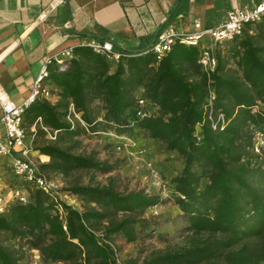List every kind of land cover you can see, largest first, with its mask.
Masks as SVG:
<instances>
[{"label": "trees", "instance_id": "1", "mask_svg": "<svg viewBox=\"0 0 264 264\" xmlns=\"http://www.w3.org/2000/svg\"><path fill=\"white\" fill-rule=\"evenodd\" d=\"M112 44L117 59L80 45L63 65L49 67L57 99L40 98L24 112L29 122L40 118L36 133L57 130L54 140L35 146L49 156L39 170L47 177L78 169L107 173L111 165L94 152L77 151L76 137L142 130L183 159L168 187L188 224L182 244L152 250L142 264H264V162L253 152L254 130L264 131V20L216 44L209 73L198 61L199 45L176 42L157 58L149 48ZM139 99L148 113H137ZM94 101L101 103L100 120ZM64 190L82 207L34 187L26 202L8 204L0 230L23 243L0 244V264H30L24 246L47 263L117 264L115 236L134 241L139 215L162 199L159 193L121 192L114 177L75 181Z\"/></svg>", "mask_w": 264, "mask_h": 264}, {"label": "crops", "instance_id": "2", "mask_svg": "<svg viewBox=\"0 0 264 264\" xmlns=\"http://www.w3.org/2000/svg\"><path fill=\"white\" fill-rule=\"evenodd\" d=\"M258 1L0 0V84L10 99L19 104L30 93L42 61L67 48L91 41H110L125 50L150 48L163 28L194 33L220 24L230 9L250 7ZM207 44L209 38L205 36L199 48ZM56 99L53 95L50 100ZM25 121L26 115H23V125ZM37 121L29 123L30 135L24 127L30 158L39 167L49 161V156L40 154L33 144ZM53 131L46 129L48 138L51 139ZM4 134L0 120L1 139ZM15 156L16 153L0 156V193L8 203L15 200L14 191L28 196L32 188L13 173Z\"/></svg>", "mask_w": 264, "mask_h": 264}, {"label": "rangeland", "instance_id": "3", "mask_svg": "<svg viewBox=\"0 0 264 264\" xmlns=\"http://www.w3.org/2000/svg\"><path fill=\"white\" fill-rule=\"evenodd\" d=\"M94 113L101 119L102 110L99 101L93 102ZM29 120L24 123L30 132ZM255 143L253 152L258 160L264 162V131L254 130ZM80 140V149L86 153L94 152L96 157L111 165V171L78 169L69 176L50 174L59 184L61 199L81 208L82 201L78 196L68 193L66 189L75 181L79 184L106 183L108 177H114L117 188L121 192L139 190L145 193L161 195V202L146 208L139 215L136 227V238L127 241L122 235L114 238L113 246L116 250L117 264H142L143 258L152 250L176 247L182 244L184 236L188 233L187 221L176 204V196L169 190L168 183L178 175L183 167L182 157L166 149L158 140L147 137L142 130L131 134H117L113 130L90 132L76 137ZM33 144L43 139H49L47 132L36 133L32 137ZM200 172V168H196ZM204 179L201 178V186ZM23 242L14 239L9 233L0 230V244L18 248ZM25 260L30 264H65L43 262L36 249L24 246ZM131 261V262H129Z\"/></svg>", "mask_w": 264, "mask_h": 264}, {"label": "built area", "instance_id": "4", "mask_svg": "<svg viewBox=\"0 0 264 264\" xmlns=\"http://www.w3.org/2000/svg\"><path fill=\"white\" fill-rule=\"evenodd\" d=\"M262 20H264V0H259L250 7H234L230 9L223 22L214 27L199 29L194 33H181L173 27L163 28L157 33L149 50L157 58H161L171 50L176 42L187 45H199L200 41L207 36L209 38V44L201 47L198 61L202 68L209 73L216 66V57L213 51L214 46L216 44H223L240 35L246 25L255 24ZM87 45L95 53L102 54L108 59H117L120 56V53L114 50L113 44L110 41H91ZM72 56V48H67L59 55L45 58L41 63L30 93L19 104L14 103L10 99L0 84V120L5 129L4 138H0V156L16 153L12 163L13 173L23 178L32 187L52 196L58 195L60 186L55 179L44 175L30 158V148L26 143L23 115L25 110L36 100L40 98L51 99L53 97V90L48 80L49 67L53 63L61 66L65 63L66 58ZM211 99L212 97H210V101ZM145 104V99H139V110L137 112L139 115L148 113L144 110ZM70 110L73 116L80 120L79 115L74 112L72 106H70ZM219 118H221V115ZM56 133L57 130L51 133V139L55 138ZM1 186L2 182L0 180V188ZM13 198L19 202H26L28 196L16 190L13 192ZM8 204L4 196L0 193V214L6 212Z\"/></svg>", "mask_w": 264, "mask_h": 264}]
</instances>
